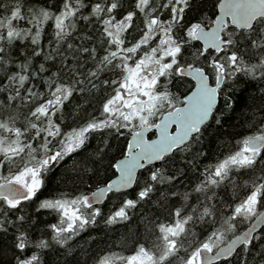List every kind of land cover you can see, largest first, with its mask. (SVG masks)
<instances>
[{
	"label": "snow or ice",
	"instance_id": "obj_1",
	"mask_svg": "<svg viewBox=\"0 0 264 264\" xmlns=\"http://www.w3.org/2000/svg\"><path fill=\"white\" fill-rule=\"evenodd\" d=\"M0 9V234L16 229L0 264H50L41 254L49 250L71 256L90 228L128 221L157 192L182 203L151 246L106 250L93 264H264V120L206 164L190 191L176 190L208 159L204 146L235 110L237 89L264 82V0H216L211 16L202 0H8ZM186 77L194 84L173 93ZM124 131L126 146L110 156L109 137ZM85 153L96 166L107 160L103 186L41 199L53 169ZM241 173L249 176L242 186L232 179ZM226 183L240 192L221 208L212 201ZM112 197L120 203L105 215L97 205ZM36 201L57 222L50 239L33 242L24 213Z\"/></svg>",
	"mask_w": 264,
	"mask_h": 264
},
{
	"label": "trees",
	"instance_id": "obj_2",
	"mask_svg": "<svg viewBox=\"0 0 264 264\" xmlns=\"http://www.w3.org/2000/svg\"><path fill=\"white\" fill-rule=\"evenodd\" d=\"M8 2V0H0V3ZM60 0H26L28 6L35 5L40 7L45 4L54 3L59 4ZM127 6L131 0H124ZM201 2V0H198ZM204 14L211 16L214 9L213 4L216 0H202ZM2 14V9H0ZM194 15V14H193ZM20 26H26L23 22ZM82 26V25H81ZM45 46L48 42V37L45 36L42 41ZM79 43V40L76 41ZM2 75V73H0ZM192 82L188 79L177 86L170 85V89L175 94L187 92ZM178 89V91H177ZM236 95L238 100L234 101V111H227L222 117L223 128L212 143L205 144V151L209 153L208 159L196 160L197 169L188 173V178L177 184L176 190L180 193L191 190L194 183L197 182L198 173L203 171L206 164L214 163L222 155L227 154L229 151L234 150L236 142L245 135H251L256 128L261 126V121L264 120V112L259 111L261 107V96L264 95V82L250 81L248 84H242L237 89ZM71 123V121H69ZM123 131V130H122ZM129 134L124 131L123 135H113L109 137L111 144L113 145L112 151L109 153L112 157H118L120 155L121 148L125 147V140L128 139ZM99 143L98 140L92 142V146L95 147ZM191 167V165H190ZM107 160L102 167L93 164L89 159L87 153L67 158V162H61L57 165L53 172L50 173L46 181V187L42 191L41 199L59 197L62 194H67L69 198L81 194H90L96 189L97 186H103L102 181L111 176V172H106ZM95 169V171H93ZM7 175V171H4ZM259 173H257L258 175ZM113 178V177H112ZM233 180L237 181L239 185H243L245 181L249 180L247 174H234ZM167 192V188L163 189ZM137 188H133L129 191L130 198L135 197ZM216 196L212 203L223 208L225 205L230 204L233 200V196L240 192V189H235L231 183H226L220 188L215 189ZM192 202V201H190ZM120 201L116 197L106 202L104 205L98 206L102 209L103 213L107 215L115 207L119 205ZM182 201L176 197H171L164 200L160 196L159 192L154 193L152 198L147 201H142L135 210H130L129 220L111 228L106 227L102 220L95 228H90L91 236L84 234V239L78 238V243L72 250L71 256L58 255L56 251L49 250L45 255L41 253L46 260L51 264L55 261L56 264H65V260L69 264H76V261H80V264H93L94 256L101 254L106 250L115 251L122 254H131V250L139 241L151 246L152 241L155 239L156 226L159 223H168L170 220L169 209L173 204L177 207L180 206ZM38 201L27 206L25 209V216L30 217L24 224V229L28 231L30 240L35 242L40 238L50 239V233L48 232V225L50 223H56V214L50 213L47 210L37 211ZM247 222L238 225L243 230L246 227ZM151 230V231H150ZM16 231L14 228H10L7 234H0V250L3 254L0 256V260L6 262L12 256L13 249L11 248L13 242V233ZM94 243H86L85 241H92ZM83 245V247H81ZM32 251H39L37 249H29L28 254Z\"/></svg>",
	"mask_w": 264,
	"mask_h": 264
},
{
	"label": "water",
	"instance_id": "obj_3",
	"mask_svg": "<svg viewBox=\"0 0 264 264\" xmlns=\"http://www.w3.org/2000/svg\"><path fill=\"white\" fill-rule=\"evenodd\" d=\"M186 79H188V80H190V78H187L186 77ZM192 82V84H194V81H191ZM130 138V137H129ZM115 177H113V179H114ZM91 194V193H90ZM90 194H88V195H90ZM97 206H99V205H97ZM261 210H264V209H261Z\"/></svg>",
	"mask_w": 264,
	"mask_h": 264
},
{
	"label": "bare ground",
	"instance_id": "obj_4",
	"mask_svg": "<svg viewBox=\"0 0 264 264\" xmlns=\"http://www.w3.org/2000/svg\"><path fill=\"white\" fill-rule=\"evenodd\" d=\"M99 206H101V205H99ZM98 207V206H97Z\"/></svg>",
	"mask_w": 264,
	"mask_h": 264
}]
</instances>
